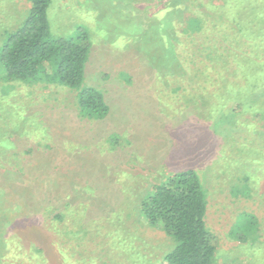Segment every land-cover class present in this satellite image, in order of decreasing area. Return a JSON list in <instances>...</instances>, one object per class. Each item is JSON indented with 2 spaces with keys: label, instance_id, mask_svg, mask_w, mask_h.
Returning a JSON list of instances; mask_svg holds the SVG:
<instances>
[{
  "label": "rangeland",
  "instance_id": "1",
  "mask_svg": "<svg viewBox=\"0 0 264 264\" xmlns=\"http://www.w3.org/2000/svg\"><path fill=\"white\" fill-rule=\"evenodd\" d=\"M224 3L51 1L52 37L75 38L80 32L88 33L91 49L83 87L102 91L112 112L104 120H82L76 115L77 91L44 81H7L0 64V264H165L175 240L149 226L140 214L120 226L122 215H115L113 208L117 210L119 203L128 208L133 200L136 207L131 210L137 212L154 186L189 165L193 140L198 136L193 124L206 122L211 107L207 98L219 86L199 92H193L197 86H191L182 95L174 93L173 86H161L158 38L185 41L187 45L176 51L186 52L191 40L183 30L191 19L198 18L205 21L206 28L196 32L194 42L213 45L221 37L234 40L230 37L235 34L229 31L234 23L229 25L219 8ZM30 7L27 0H0V54L7 35L22 25ZM189 91L202 94L201 98L192 102ZM158 96L163 98L159 105ZM238 120L239 128L253 123L248 115ZM255 124L257 134L264 135V123ZM243 128V136L250 141L242 140L240 133L220 130L210 145L199 146L198 157L203 160L192 165L198 168L195 171L208 191L206 220L217 249L215 264H264V184L254 178L246 180L241 173L251 166L249 149L253 153L259 148L264 153V138ZM242 142L249 148L247 152L242 150ZM74 147L81 150L83 161L69 162L67 150L75 151ZM49 156L48 169L49 161L43 158ZM243 157L248 160L245 169ZM72 164L80 169L76 178L80 188L90 191L95 200L80 198L66 210L65 225L77 222L78 236L73 241L61 236L59 244L70 248L65 257L52 251L47 262L33 259L25 242L13 241L18 238L17 228L21 237H26L35 218L44 220L47 198L42 185L48 188L51 180L62 187L58 194L62 203L67 202L69 191L62 189ZM256 168L261 171L264 167L259 164L250 170ZM42 169L49 172L46 180L45 175L42 180L35 177ZM241 183H249L252 193L261 194V199H254L259 197L255 194L243 196L241 191L237 194ZM98 200L104 203L96 204ZM244 212H256L258 225L247 240H241L238 231L245 225L252 229L254 224Z\"/></svg>",
  "mask_w": 264,
  "mask_h": 264
},
{
  "label": "trees",
  "instance_id": "2",
  "mask_svg": "<svg viewBox=\"0 0 264 264\" xmlns=\"http://www.w3.org/2000/svg\"><path fill=\"white\" fill-rule=\"evenodd\" d=\"M27 1L31 4L27 17L18 29L7 35L1 50L0 64L4 68L6 80L28 84L42 81L58 83L77 91L75 104L77 117L82 120L108 118L112 110L104 93L94 87H83L91 49L88 33L80 32L75 38L52 37L48 18V9L52 0ZM224 2L219 8L229 25L234 23L233 29L229 28V31H232L235 37H230L231 34L227 35L234 40L221 37L216 39L213 45L207 41L194 42V38L197 37L196 32L201 33L206 28L205 21L198 18L191 19L188 28L183 30L191 40L186 52L176 51L178 47L187 45L185 41L158 38L157 71L160 84L163 81L161 86H173L172 91L177 95H182L191 86H197L193 88V92H199L197 91L199 89L207 90L210 86H219L212 91L213 96L207 98L211 107L207 109L206 122L196 126L193 124L198 136L193 140L195 144L193 150H189L192 152L189 167L175 171L165 181L154 186L146 199L142 200L137 212L136 209L131 210L136 207V202L133 200L128 208L123 209L126 204L122 207L120 203L117 210L113 208L115 215H122L120 226L123 227L126 219L131 218L135 213L140 214L149 226L160 228L175 240V247L164 259L165 264H215L217 249L206 220L208 191L196 172L198 168L192 165L203 160L202 157H198L199 146L207 142L210 145L217 139L220 130H225L226 133H240L242 140L245 138L250 141L247 136H243L246 130L243 127L252 129L253 133L257 134L255 123H264V0H224ZM191 95L190 93V100L195 103L202 94ZM160 102L163 103V98L158 96V105ZM244 115L250 116L253 123H244L242 128H239L238 118ZM257 136L264 138L262 134ZM112 140L115 141V136ZM261 144L264 147V142ZM74 149L75 151L70 148L67 150L69 162L83 161L81 150H77V147ZM247 149L249 148H246V143L242 142V150L247 152ZM258 149L253 153L249 149L251 166L241 173H244L246 180L254 178L258 180V184L263 185L264 168L261 171L257 168L250 170L251 167L259 164L264 167V153ZM43 159L49 161L47 164L49 169L50 156ZM247 161V158L244 159L243 169L246 168ZM75 165L72 164V172L67 175L65 173L68 181L66 188L62 190L69 191L67 202L62 203L59 197L58 192L62 187L51 180L49 189L42 185L43 194L47 198L44 204L46 211L44 220L36 221L35 218L34 223H31L27 229L26 237H21L19 233L21 231L17 228L18 238L13 241L20 239L19 243L25 242L33 259L47 262L52 251L65 257L70 248L68 246L62 248L59 244L61 236L69 237V241H73L78 236L77 222L73 226L65 225L66 210L80 198L95 200L90 191L81 189L77 183L76 178L80 174V169ZM44 168L47 169L46 166ZM36 174L35 177L40 180L44 178L43 175L45 180L49 176L48 170L44 169ZM59 175H62L60 171ZM240 191L243 196L255 194L259 197L254 199H261V194L252 193L249 183L242 184L237 194ZM98 203L101 205L104 201L98 200L96 204ZM255 213L244 212V215H251L244 217L249 219L248 222L253 223L254 227L250 229L247 225L243 226V230L238 231L241 240H247L254 234L258 226ZM112 222L116 223L113 220ZM251 223L248 224L252 225Z\"/></svg>",
  "mask_w": 264,
  "mask_h": 264
}]
</instances>
